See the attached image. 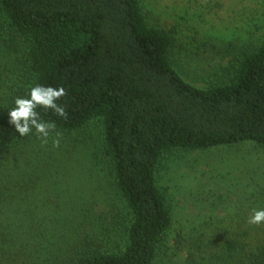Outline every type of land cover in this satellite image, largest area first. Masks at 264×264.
I'll list each match as a JSON object with an SVG mask.
<instances>
[{"label": "trees", "instance_id": "1", "mask_svg": "<svg viewBox=\"0 0 264 264\" xmlns=\"http://www.w3.org/2000/svg\"><path fill=\"white\" fill-rule=\"evenodd\" d=\"M175 43L142 0H0V46L12 55L0 63V153L15 158L0 164V264H156L173 222L158 181L163 155L243 142L264 149V44L232 52L200 87L174 67ZM35 85L67 92L56 101L66 118L37 109L55 124L50 135L81 136L97 127L126 203L118 245L74 249L84 240V216L56 215L42 188L37 194L48 211L29 215L25 165L62 162L52 155L53 141L38 150L23 145L35 130L21 137L9 123L15 99ZM242 236L227 235L217 250L198 251L201 258L189 247L187 264H264V243L249 248Z\"/></svg>", "mask_w": 264, "mask_h": 264}, {"label": "rangeland", "instance_id": "2", "mask_svg": "<svg viewBox=\"0 0 264 264\" xmlns=\"http://www.w3.org/2000/svg\"><path fill=\"white\" fill-rule=\"evenodd\" d=\"M142 3L151 21L175 38L174 67L196 86L206 87L212 72L227 65L232 52L264 44V0ZM11 58L0 46V63ZM54 139L60 144L52 155L62 159L60 164L51 160L55 165L50 168L33 167L31 162L25 165V179L30 183L26 196L31 201L29 215H44L47 202L56 215L84 216L78 233L84 240L74 249L87 246V242L118 245L126 227V203L102 153L97 127L89 125L81 136L49 135L46 144ZM40 142L32 134L21 143L38 150ZM42 149L47 154L43 145ZM6 157L0 153V164L15 160ZM36 173L45 180L36 182ZM158 181L168 195L173 222L156 264H187L189 247L201 258L198 251H215L234 233L243 234L249 248L264 243V224L247 223L253 209H264V149L256 143L165 153ZM41 188L45 202L37 194ZM38 225L36 221L32 227Z\"/></svg>", "mask_w": 264, "mask_h": 264}, {"label": "clouds", "instance_id": "3", "mask_svg": "<svg viewBox=\"0 0 264 264\" xmlns=\"http://www.w3.org/2000/svg\"><path fill=\"white\" fill-rule=\"evenodd\" d=\"M64 87L54 88L51 86L35 85L30 88L27 97H17L14 101V107L9 111V123L14 126L16 132L21 137L33 133L42 143H47L51 131L55 130V124L41 120L38 108L52 110L54 114L67 116L65 107L58 105L56 101L66 96ZM59 136V133H56ZM59 139L53 140V146L59 147ZM247 223L249 225L264 224V209H253Z\"/></svg>", "mask_w": 264, "mask_h": 264}]
</instances>
